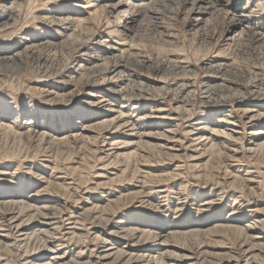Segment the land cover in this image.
Returning <instances> with one entry per match:
<instances>
[{"label":"rangeland","instance_id":"obj_1","mask_svg":"<svg viewBox=\"0 0 264 264\" xmlns=\"http://www.w3.org/2000/svg\"><path fill=\"white\" fill-rule=\"evenodd\" d=\"M0 264H264V0H0Z\"/></svg>","mask_w":264,"mask_h":264},{"label":"bare ground","instance_id":"obj_2","mask_svg":"<svg viewBox=\"0 0 264 264\" xmlns=\"http://www.w3.org/2000/svg\"><path fill=\"white\" fill-rule=\"evenodd\" d=\"M16 223H17V222H16ZM116 258H117V257H116ZM131 259H132V258H129V257L127 258L128 261H130ZM135 261H136V260H135Z\"/></svg>","mask_w":264,"mask_h":264}]
</instances>
